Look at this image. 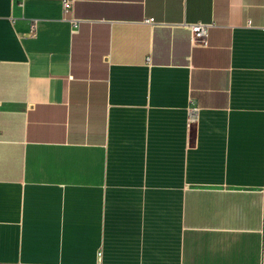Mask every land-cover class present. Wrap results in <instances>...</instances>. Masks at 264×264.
Returning <instances> with one entry per match:
<instances>
[{"label":"crops","instance_id":"0c3cea01","mask_svg":"<svg viewBox=\"0 0 264 264\" xmlns=\"http://www.w3.org/2000/svg\"><path fill=\"white\" fill-rule=\"evenodd\" d=\"M70 1L0 0V264H264V0Z\"/></svg>","mask_w":264,"mask_h":264},{"label":"built area","instance_id":"2783aa9c","mask_svg":"<svg viewBox=\"0 0 264 264\" xmlns=\"http://www.w3.org/2000/svg\"><path fill=\"white\" fill-rule=\"evenodd\" d=\"M63 14H67L71 11L72 3L70 0H62L61 3ZM73 27H76L77 22L74 20H69ZM151 21V20H150ZM249 23V22H248ZM39 20L32 19L29 21V29L27 33V37L34 38L37 34ZM190 32L189 42L192 47H206L207 46V37L208 32L211 27L214 26L213 23L211 24H202V23H195V24H187L184 25ZM197 120V108L192 105L188 108V126L193 124Z\"/></svg>","mask_w":264,"mask_h":264}]
</instances>
